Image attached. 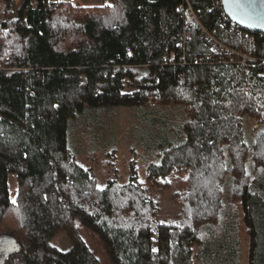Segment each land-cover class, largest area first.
Listing matches in <instances>:
<instances>
[{
	"label": "trees",
	"instance_id": "1",
	"mask_svg": "<svg viewBox=\"0 0 264 264\" xmlns=\"http://www.w3.org/2000/svg\"><path fill=\"white\" fill-rule=\"evenodd\" d=\"M6 2L0 237L19 249L1 264H103L95 247L106 264H239L241 224L248 264H264V34L233 23L215 0ZM208 33L256 60H231ZM185 49L187 64L160 68ZM149 99L182 108L183 138L157 145L144 182L132 175L98 187L68 148L69 120ZM247 117L258 124L253 138L242 131ZM176 172H186L172 195L180 215L160 220L152 189L169 186ZM9 174L17 180L14 200ZM60 235L64 250L54 244Z\"/></svg>",
	"mask_w": 264,
	"mask_h": 264
},
{
	"label": "rangeland",
	"instance_id": "2",
	"mask_svg": "<svg viewBox=\"0 0 264 264\" xmlns=\"http://www.w3.org/2000/svg\"><path fill=\"white\" fill-rule=\"evenodd\" d=\"M80 6H106L109 0H76ZM85 111L68 123V147L74 159L88 169L96 179L98 187H104L108 181L119 184L127 183L132 175L144 182L149 163L159 159L161 149L157 147L164 139L179 142L184 134L180 121L182 108L159 105L149 99L141 106L110 107ZM258 128L256 119L242 121V131L253 138L254 129ZM249 172L253 171L252 161H248ZM133 170V173L131 172ZM186 172H176L166 182L169 186L153 188L152 193L158 200L162 218L174 221L178 218L181 205L172 199V195L183 185ZM165 182V181H161ZM8 191L14 200L17 193L15 174H9ZM241 258L239 264H248V235L241 224ZM7 239L0 237V255L3 259L7 250ZM54 244L64 250L67 243L63 235L54 239ZM103 264H106L102 251L95 247ZM196 250V248H195ZM1 264V262H0Z\"/></svg>",
	"mask_w": 264,
	"mask_h": 264
},
{
	"label": "water",
	"instance_id": "3",
	"mask_svg": "<svg viewBox=\"0 0 264 264\" xmlns=\"http://www.w3.org/2000/svg\"><path fill=\"white\" fill-rule=\"evenodd\" d=\"M223 12L233 23L253 32L264 34V0H222ZM5 255L18 250V245L7 239ZM0 262L2 257L0 255Z\"/></svg>",
	"mask_w": 264,
	"mask_h": 264
},
{
	"label": "built area",
	"instance_id": "4",
	"mask_svg": "<svg viewBox=\"0 0 264 264\" xmlns=\"http://www.w3.org/2000/svg\"><path fill=\"white\" fill-rule=\"evenodd\" d=\"M61 1H65V2H69V3H76V0H48V7L53 6L56 3H59ZM37 4V0H30L29 5L30 6H36ZM214 8H216L218 11H223V6H222V0H215V5ZM6 9H7V2L6 0H0V29H1V23L3 22V20L5 19V15H6ZM188 10L190 12V15L196 19L192 9L190 6H188ZM226 16V15H225ZM245 29V28H244ZM250 31V30H249ZM253 32V31H252ZM208 37L210 38V40H212L217 46L225 49L228 53H230L232 55V59L237 63L246 65V63L249 60H256L255 57L244 53V52H240L228 47H225L223 45H221V43L216 40L213 35L208 33ZM213 50H218V48L214 47ZM187 51L185 50H180L179 52H173L172 54H170L169 56L165 57L164 60L162 62H160V68L165 65V64H180V65H184L187 64ZM150 66V64H145L140 66V68H148ZM126 78H122V82H125Z\"/></svg>",
	"mask_w": 264,
	"mask_h": 264
},
{
	"label": "crops",
	"instance_id": "5",
	"mask_svg": "<svg viewBox=\"0 0 264 264\" xmlns=\"http://www.w3.org/2000/svg\"><path fill=\"white\" fill-rule=\"evenodd\" d=\"M98 109H101V108H98ZM87 111H95L94 109L92 110V109H89V110H87ZM67 143H68V138H67ZM69 148V147H68ZM71 150V149H70Z\"/></svg>",
	"mask_w": 264,
	"mask_h": 264
}]
</instances>
